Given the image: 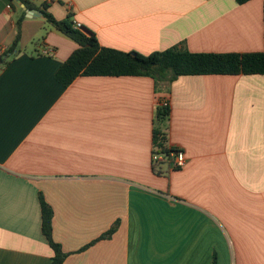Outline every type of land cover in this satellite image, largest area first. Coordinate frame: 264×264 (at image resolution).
Here are the masks:
<instances>
[{
    "label": "crops",
    "instance_id": "obj_1",
    "mask_svg": "<svg viewBox=\"0 0 264 264\" xmlns=\"http://www.w3.org/2000/svg\"><path fill=\"white\" fill-rule=\"evenodd\" d=\"M30 1L126 52L264 51V0ZM10 3L0 0V52L23 10ZM78 47L42 13L26 15L19 53L0 66V264H51L40 193L71 253L63 264H264V75H184L159 90L148 76H79L64 87L56 72ZM165 99L169 144L187 163L157 173ZM117 220L112 238L79 252Z\"/></svg>",
    "mask_w": 264,
    "mask_h": 264
},
{
    "label": "trees",
    "instance_id": "obj_2",
    "mask_svg": "<svg viewBox=\"0 0 264 264\" xmlns=\"http://www.w3.org/2000/svg\"><path fill=\"white\" fill-rule=\"evenodd\" d=\"M235 1L242 5L250 0ZM23 2L28 9L37 8L45 20L59 33L74 40L79 45L56 72L57 82L64 87H68L79 76H148L155 79L156 88L159 90L167 88L173 81L184 75H264V51L244 54L194 53L187 47L186 43H181L150 54L137 51L126 52L104 47L94 32L85 28H77V21L72 13L66 19L59 20L48 11L49 5L47 3L37 7L30 0H23ZM12 4L14 7L13 0ZM25 17L26 11L21 10L20 17L16 22L18 30L15 42L9 49L0 52V66L7 65L11 60L9 58L13 59L19 53L20 30ZM170 116L169 106L157 105L153 148L155 152L168 155L174 151L173 146L169 144ZM156 172L160 173L161 170ZM39 198L42 211V231L55 253L51 259V264H63L71 253L65 252L62 246L54 241L52 237L54 210L41 193ZM119 224L120 221L117 220L100 238L92 240L79 252L85 251L96 242L112 238L118 230ZM213 264H218L216 257Z\"/></svg>",
    "mask_w": 264,
    "mask_h": 264
},
{
    "label": "built area",
    "instance_id": "obj_3",
    "mask_svg": "<svg viewBox=\"0 0 264 264\" xmlns=\"http://www.w3.org/2000/svg\"><path fill=\"white\" fill-rule=\"evenodd\" d=\"M12 7H13V4L10 3L7 8L10 9ZM76 27L83 29L82 24L79 22L76 23ZM53 54H55V51L54 49H51V48H46L42 53V55H53ZM160 104L163 106L170 107L171 103H170V100L165 99ZM173 148H174V151L171 152L169 155L166 153L155 152L153 149L152 163L155 169L159 168L162 164H168L173 169H180L183 166H185V164L187 163V157L184 152V149L180 147H173Z\"/></svg>",
    "mask_w": 264,
    "mask_h": 264
},
{
    "label": "water",
    "instance_id": "obj_4",
    "mask_svg": "<svg viewBox=\"0 0 264 264\" xmlns=\"http://www.w3.org/2000/svg\"><path fill=\"white\" fill-rule=\"evenodd\" d=\"M13 2L17 6V8H22L24 11H26V15L28 17H37L41 15V13L37 11V9H28L27 5L22 0H15Z\"/></svg>",
    "mask_w": 264,
    "mask_h": 264
}]
</instances>
